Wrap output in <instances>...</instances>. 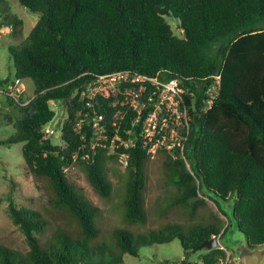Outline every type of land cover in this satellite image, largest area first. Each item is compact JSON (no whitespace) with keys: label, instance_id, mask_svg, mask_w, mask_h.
I'll use <instances>...</instances> for the list:
<instances>
[{"label":"trees","instance_id":"1","mask_svg":"<svg viewBox=\"0 0 264 264\" xmlns=\"http://www.w3.org/2000/svg\"><path fill=\"white\" fill-rule=\"evenodd\" d=\"M39 17L29 34L18 44L9 45L14 78L30 79L34 94L23 98L7 96L19 116L10 117L14 133L0 144L22 142L26 166L37 180L46 182L54 217L61 219L53 233L38 238L47 226L41 213L10 204L9 212L24 233L29 249L25 253L0 244V264H121L123 254L138 256L142 246L180 240L185 254L203 240L224 234L214 223L197 222L184 229L180 223L165 222L146 232L114 227L111 232L116 250L94 242L99 228L98 208L68 179L66 167L79 162L90 186L101 196L111 194L106 173L108 160L128 155L125 173L123 218L128 223H145L146 165L149 159L139 142L122 145L110 153L106 147L90 150L92 134L87 111L79 93L92 74L129 70L144 75L160 74L177 78L193 96L190 132L184 146L186 162L167 151H159L167 185L175 187L170 207L192 214L205 201L203 188L213 196L233 198L231 215L235 228L250 249L264 246V29H243L247 21L264 19V0H18ZM165 16L179 23L182 37L174 34ZM22 20L0 0V28L11 27L16 34ZM231 35L208 62L201 46L215 38ZM220 74L218 97L207 112L200 107L204 97L201 82ZM6 80L0 81L5 83ZM51 101L66 108L61 126L64 146L54 145L42 127L55 112ZM99 97L93 109L110 119L120 107ZM122 109V108H121ZM134 112L127 110L117 120L123 140ZM83 118L77 132L76 123ZM115 127L109 131L111 138ZM83 133V134H82ZM83 136V137H82ZM85 155L86 158L82 159ZM168 207V208H170ZM187 208V209H186ZM189 210V211H187ZM166 212L159 210V215ZM74 225L73 228H68ZM226 258L223 248L206 250L202 264H219ZM185 259V258H184Z\"/></svg>","mask_w":264,"mask_h":264},{"label":"rangeland","instance_id":"2","mask_svg":"<svg viewBox=\"0 0 264 264\" xmlns=\"http://www.w3.org/2000/svg\"><path fill=\"white\" fill-rule=\"evenodd\" d=\"M8 9L22 20L16 34L12 33L11 27L0 28V140L8 138L14 133L11 120L19 116L18 107L7 103V94L11 82L15 80L12 60L9 56L8 46L20 43L30 32L37 21L39 14L34 13L22 6L18 0H5ZM171 28L178 37H182L178 21L172 16H165ZM243 29H264V19L247 21ZM231 35L221 36L201 46V54L204 59L211 62L216 57L218 48L227 45ZM24 90L14 97L15 100L23 98L25 104L34 94V85L30 79L21 80ZM11 97V96H10ZM55 112L54 118L47 126L54 131L49 135L54 145L64 146L61 139V126L66 120V108L62 102L55 107L50 104ZM10 117L12 119H10ZM22 142L12 144H0V244L9 246L21 253L28 251L24 233L14 223L9 212L10 204L15 207H26L41 213L47 220V226L41 233H35L38 238H45L53 233L56 224L61 223L57 214L52 212L50 190L43 180L35 179L26 166L21 153ZM189 165V163H188ZM189 169V166L186 165ZM118 160H108L106 163L107 177L111 181L112 191L107 197H101L87 182L83 173L82 165L77 162L66 171L68 179L80 190V192L98 208L95 217L99 233L94 242L104 243L108 248L117 251L112 228L122 227L135 232H146L158 227L165 222H177L184 229L197 222L214 223L224 234L219 238V243L226 250V258L219 264H238L236 248L244 243L243 235L237 231L231 215L233 198L228 200L219 199L213 194L201 189L199 196L205 201L204 206L192 214L191 211L183 212V208L170 207V197L176 192L175 187L167 185L165 172L158 156L149 158L146 165V189L145 206L147 208V220L145 223H128L123 218V199L125 197V182L127 174ZM170 207V208H168ZM163 212L159 215V210ZM187 209V208H186ZM74 225L68 228H73ZM245 244V243H244ZM264 247V246H263ZM262 248V247H259ZM207 249L192 250L184 253L178 238L168 243L142 246L138 249V256L123 254L121 264H202V256ZM227 257L229 258L227 260ZM185 258V259H182ZM260 264H264V258Z\"/></svg>","mask_w":264,"mask_h":264},{"label":"built area","instance_id":"3","mask_svg":"<svg viewBox=\"0 0 264 264\" xmlns=\"http://www.w3.org/2000/svg\"><path fill=\"white\" fill-rule=\"evenodd\" d=\"M209 79L207 82H201L204 88V97L200 107L202 112H207L212 108L219 94L220 74L215 72L209 76ZM23 90L24 85L21 80L15 79L11 82L7 94L16 98ZM187 96H193V94L188 92L177 78L166 79L158 73L149 76L122 70L92 74L91 79L79 93V100L84 102L87 109L85 116L92 134L89 142L90 150L106 147V142H109V152L112 153L115 140L119 141L116 147L122 145L123 148L131 147L137 141L146 150L149 158H155L159 151H167L173 154L174 158L177 156L183 158L189 166L184 155V146L190 132L189 110L193 105L187 104ZM99 97L111 99L109 105L112 107L117 105L120 107L110 119L105 113L93 109L94 101ZM59 103L60 101L50 102L55 107ZM127 110L134 112L131 125L137 128L125 130V133L132 137L123 140L117 133L119 127L117 120L122 119ZM83 121L84 119L80 118L76 123L77 132L82 127ZM113 127L116 133L110 138L109 131ZM42 130L46 136L54 133L47 124L42 127ZM85 158L86 156L83 155L82 159ZM127 159L126 153L118 155V161L124 169L127 166ZM72 166L73 164L64 170L67 171ZM216 237L219 240V234ZM220 248L223 246L220 245Z\"/></svg>","mask_w":264,"mask_h":264},{"label":"water","instance_id":"4","mask_svg":"<svg viewBox=\"0 0 264 264\" xmlns=\"http://www.w3.org/2000/svg\"><path fill=\"white\" fill-rule=\"evenodd\" d=\"M219 245V240L215 235H213L211 238L203 240L194 250H210L218 247ZM236 253L238 264H260L264 258V247L250 249L243 243L238 247V249L236 248Z\"/></svg>","mask_w":264,"mask_h":264},{"label":"crops","instance_id":"5","mask_svg":"<svg viewBox=\"0 0 264 264\" xmlns=\"http://www.w3.org/2000/svg\"><path fill=\"white\" fill-rule=\"evenodd\" d=\"M224 248V247H223ZM225 250V249H224ZM226 251V250H225ZM182 259H184V258H182Z\"/></svg>","mask_w":264,"mask_h":264},{"label":"clouds","instance_id":"6","mask_svg":"<svg viewBox=\"0 0 264 264\" xmlns=\"http://www.w3.org/2000/svg\"><path fill=\"white\" fill-rule=\"evenodd\" d=\"M221 245V244H220ZM220 245L218 247H220Z\"/></svg>","mask_w":264,"mask_h":264}]
</instances>
